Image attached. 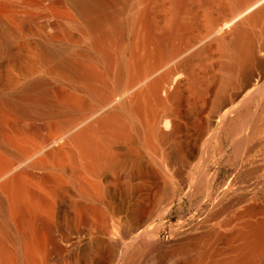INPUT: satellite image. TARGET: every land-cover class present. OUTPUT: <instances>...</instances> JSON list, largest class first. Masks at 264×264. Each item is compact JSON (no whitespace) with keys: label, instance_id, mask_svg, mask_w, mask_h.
Listing matches in <instances>:
<instances>
[{"label":"bare ground","instance_id":"6f19581e","mask_svg":"<svg viewBox=\"0 0 264 264\" xmlns=\"http://www.w3.org/2000/svg\"><path fill=\"white\" fill-rule=\"evenodd\" d=\"M39 6L56 33L20 64L43 75L0 88V264H264V0ZM6 59L3 88L18 66ZM39 119L57 120L41 139L26 129ZM218 161L245 162L251 184L214 193ZM158 171L168 187L152 212ZM176 191L214 196L210 214L161 237ZM87 219L118 235L90 253ZM37 221L48 243L34 242ZM48 247L54 262H39Z\"/></svg>","mask_w":264,"mask_h":264},{"label":"rangeland","instance_id":"374dc122","mask_svg":"<svg viewBox=\"0 0 264 264\" xmlns=\"http://www.w3.org/2000/svg\"><path fill=\"white\" fill-rule=\"evenodd\" d=\"M40 0H0V41L6 37H11L7 42L9 43L11 53L18 66H14L10 58L4 50L0 49V62L7 57L5 61H8L12 86L6 85L4 88L0 82V88L7 89L4 93H14L19 90L24 84L34 77L33 75L41 76V72L34 71V74L23 71V67L20 61L25 64L30 62L36 57L40 50V43L46 36H53L56 33L55 29L51 28L53 24V18L49 14V11H42L40 9ZM66 11L65 8H56V13L59 15L61 12ZM58 35L55 37L57 38ZM54 38V39H55ZM39 63V60H35L34 64ZM66 87V86H65ZM61 87L59 94L64 96L67 94L66 88ZM54 88H57L54 87ZM57 125V120H44L39 119L31 124L27 125L28 134L35 138H44L53 130ZM46 127H51L48 131ZM14 130L13 128H11ZM223 146L226 152H230V147L227 142H223ZM6 157L5 153H2ZM210 172L214 175V193L222 187H227L233 194L237 195L241 192V188L250 185L251 183L245 176L246 163L242 165H234L232 163H226L225 161H218L216 163L209 164ZM191 169V168H190ZM159 172V171H158ZM161 175V180L158 188L153 191L150 203L147 208L150 211H154L157 203L161 199L168 187L167 179L164 175ZM214 196L210 200H200L199 198H189L180 191H176L170 204V208L167 214L163 218V228L160 236L166 237L170 231L173 233H188L198 229L206 218L210 214L212 207V201ZM136 203V200L134 201ZM229 205V201L224 202ZM224 217H221V219ZM84 226L88 232V244L87 250L93 253L94 246L96 244L103 245L102 241L105 239H112L118 235V227L115 225L100 224L98 221L87 219ZM33 240L35 243L47 242L49 235L46 226L43 222L37 221L34 227ZM96 250V249H95ZM93 251V252H92ZM54 250L47 248L42 250V254L39 257L43 263L54 262L53 259L56 254H53Z\"/></svg>","mask_w":264,"mask_h":264}]
</instances>
